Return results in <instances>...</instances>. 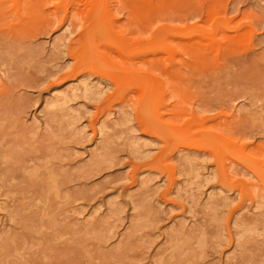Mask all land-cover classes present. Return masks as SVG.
<instances>
[{"label": "rangeland", "instance_id": "374dc122", "mask_svg": "<svg viewBox=\"0 0 264 264\" xmlns=\"http://www.w3.org/2000/svg\"><path fill=\"white\" fill-rule=\"evenodd\" d=\"M90 1L0 0V264H264V0Z\"/></svg>", "mask_w": 264, "mask_h": 264}, {"label": "bare ground", "instance_id": "6f19581e", "mask_svg": "<svg viewBox=\"0 0 264 264\" xmlns=\"http://www.w3.org/2000/svg\"><path fill=\"white\" fill-rule=\"evenodd\" d=\"M57 1H58V0H57ZM88 1H90V0H88ZM92 1H94V0H91L90 3H93ZM100 1H101V0H100ZM100 1H99V2H100ZM103 1H104V0H103ZM79 3H80V5H81V2H79ZM82 3H83V2H82ZM85 3H86V2H85ZM88 4H89V3H88ZM89 7H91V6H89ZM103 11H104V10H103ZM103 11H102V12H103ZM100 16H101V15H100ZM99 18H100V17H99ZM93 22H94V21H93ZM90 24H91V23H90ZM99 27H100V26H99ZM94 29H95V28H94ZM91 30H92V29H91ZM88 34H89V33H88ZM92 34H93V32H92ZM100 35H101V34H100ZM91 41H92V40H91ZM100 64H101V63H100Z\"/></svg>", "mask_w": 264, "mask_h": 264}]
</instances>
